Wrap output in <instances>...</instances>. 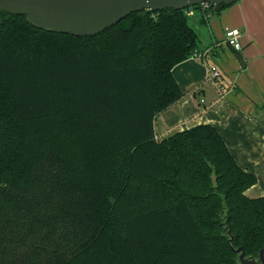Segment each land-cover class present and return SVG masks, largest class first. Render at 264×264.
Masks as SVG:
<instances>
[{"label":"trees","instance_id":"trees-1","mask_svg":"<svg viewBox=\"0 0 264 264\" xmlns=\"http://www.w3.org/2000/svg\"><path fill=\"white\" fill-rule=\"evenodd\" d=\"M198 42L184 9L85 37L0 12V264L258 261L264 196L217 130L154 138Z\"/></svg>","mask_w":264,"mask_h":264},{"label":"crops","instance_id":"crops-1","mask_svg":"<svg viewBox=\"0 0 264 264\" xmlns=\"http://www.w3.org/2000/svg\"><path fill=\"white\" fill-rule=\"evenodd\" d=\"M204 59L187 58L171 72L183 97L153 120L154 136L163 140L190 127L208 124L225 142L236 163L256 177L245 191L264 196V0H237L209 20L188 16ZM238 29L243 67L225 42V30ZM229 47V48H228ZM214 65L218 79H209Z\"/></svg>","mask_w":264,"mask_h":264},{"label":"water","instance_id":"water-1","mask_svg":"<svg viewBox=\"0 0 264 264\" xmlns=\"http://www.w3.org/2000/svg\"><path fill=\"white\" fill-rule=\"evenodd\" d=\"M237 0H0V12L24 15L32 26L44 31L72 34L79 37L98 34L116 24L127 15L141 10L153 12L165 9L183 10L207 2L230 5ZM229 48V47H228ZM229 50L243 67L239 52ZM238 253L239 264H264V248L258 261L245 258L242 248Z\"/></svg>","mask_w":264,"mask_h":264},{"label":"built area","instance_id":"built-area-1","mask_svg":"<svg viewBox=\"0 0 264 264\" xmlns=\"http://www.w3.org/2000/svg\"><path fill=\"white\" fill-rule=\"evenodd\" d=\"M215 4L203 2L191 7H188L185 10V14L187 16L193 15L196 11L200 13L201 17L205 20H209L211 16L214 13L215 9ZM225 42L230 45L233 49L236 51L241 49V44L239 41L240 37V32L238 29H226L225 30ZM207 51H199L197 49L193 50L191 53V58L197 59V60H202L206 56ZM207 71H208V78L209 79H218L219 72L217 68L214 65H209L207 66ZM156 139V137L154 136Z\"/></svg>","mask_w":264,"mask_h":264},{"label":"rangeland","instance_id":"rangeland-1","mask_svg":"<svg viewBox=\"0 0 264 264\" xmlns=\"http://www.w3.org/2000/svg\"><path fill=\"white\" fill-rule=\"evenodd\" d=\"M188 21H189V23H191V20H190V18L188 19Z\"/></svg>","mask_w":264,"mask_h":264}]
</instances>
